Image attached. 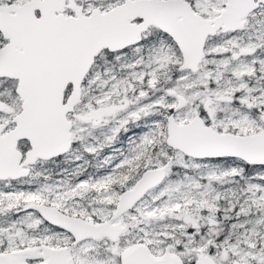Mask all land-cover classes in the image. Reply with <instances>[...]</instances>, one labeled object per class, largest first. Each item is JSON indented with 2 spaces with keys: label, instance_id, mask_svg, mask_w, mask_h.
Wrapping results in <instances>:
<instances>
[{
  "label": "rangeland",
  "instance_id": "rangeland-1",
  "mask_svg": "<svg viewBox=\"0 0 264 264\" xmlns=\"http://www.w3.org/2000/svg\"><path fill=\"white\" fill-rule=\"evenodd\" d=\"M22 1L0 0V4ZM122 1L67 0L81 6L84 13L94 7L105 11ZM188 1L195 11L209 17L219 13L225 3ZM65 12L73 13V9L66 8ZM249 15L244 30L208 38L211 42L205 43L206 56L197 71L177 70L182 58L176 44L153 27L144 32L145 43L142 40L98 55L85 77L84 102L69 112L79 150L70 149L65 166L54 170L50 180H35L29 190L46 193L54 206L66 213L98 222L111 215L120 192L132 186L137 177L124 183L114 173L123 164L140 166L141 160L130 157L152 142L154 151L145 153L140 163L149 168L170 161L166 176L115 219L125 226L116 241L102 236L72 244L69 232L54 227H44L37 235H49L53 244L70 245L74 264H116L122 250L137 241L145 243L154 255L175 254L185 264H190L196 251L210 253L219 264H264V165H248L238 158H194L177 149L170 151L157 129L161 117L167 115L165 108L176 105V100L146 88L152 90L157 69L169 65L162 71L166 87L187 101L172 114L178 122L203 111V119L221 131L264 129V4ZM3 41L0 38V43ZM214 50L219 52L216 58L208 56V51ZM234 53L239 56L233 57ZM15 86V79L0 78V99L8 103L0 111V121L9 124L20 110ZM232 187H236L235 198L219 206L222 193ZM19 191L22 189L0 187V202L4 201L0 209H8L7 198L14 200ZM27 220L33 225L39 221L32 215ZM12 227L0 222V242L4 234H12ZM12 240L7 241L8 246L14 245Z\"/></svg>",
  "mask_w": 264,
  "mask_h": 264
},
{
  "label": "water",
  "instance_id": "water-1",
  "mask_svg": "<svg viewBox=\"0 0 264 264\" xmlns=\"http://www.w3.org/2000/svg\"><path fill=\"white\" fill-rule=\"evenodd\" d=\"M261 3L264 0H225L223 9L210 17L195 11L188 0H123L105 11L94 7L89 13L67 0L1 3L0 34L5 42L0 45V78L16 80L15 92L21 106L13 118V128L3 132L4 124H0V178L20 174L21 152L16 148L19 138H27L31 145L24 163L48 159L69 148L72 121L67 113L81 101L82 81L101 50L116 51L134 45L143 32L154 26L176 44L182 58L178 70L197 71L205 56L207 38L218 31L243 28L247 16ZM65 8L73 9V13H65ZM69 85L71 89L65 94ZM176 96L179 107L185 98ZM4 107L5 102L0 100V110ZM164 141L168 147L194 158L236 157L247 164L264 165V129L251 133L220 131L198 114L185 122L169 114ZM169 163L146 168L132 186L120 192L111 216L103 221L92 222L44 203L28 207L69 232L72 244L88 237L116 240L125 227L113 220L164 180ZM36 255L31 248L3 252L0 264H29L25 259ZM42 255L44 261L35 264H74L69 245L44 244ZM121 264L181 263L175 254L154 255L145 243L135 242L122 252ZM194 264L219 263L197 251Z\"/></svg>",
  "mask_w": 264,
  "mask_h": 264
},
{
  "label": "flooded vegetation",
  "instance_id": "flooded-vegetation-1",
  "mask_svg": "<svg viewBox=\"0 0 264 264\" xmlns=\"http://www.w3.org/2000/svg\"><path fill=\"white\" fill-rule=\"evenodd\" d=\"M261 4H263V3H261ZM65 13H67V12H65ZM67 14H70V13H67ZM246 22H247V19H246ZM245 26H246V23H245L244 27L242 28V30L245 29ZM150 27H154V26H150ZM148 29L145 31V33H147ZM153 30H155L158 33H160V30L158 28H156V27H154ZM235 32H238V31H227V32L218 31L216 33V35H218V34L230 35V34L235 33ZM145 33H143L142 38L140 40V41L143 40V43H145ZM208 38L210 39L211 37H208ZM209 39L206 40V42L208 41V43H210L211 41L209 42ZM4 42H5V39H4L3 43ZM208 53H209L208 56H212V57L214 56V58H216L215 56L219 54V52L216 51V50L208 51ZM222 54H224V53H222ZM98 55L95 57L94 62L96 61ZM205 56H206V52H205ZM237 56H239V54H237V53L233 54V57L237 58ZM162 66H164V65H162ZM166 66H169V65H166ZM166 66H164L163 68H160V69L158 68L157 69V74L155 75V77L153 79V84H154L153 89L151 90L149 88V86H146V88L149 91H151V92H153L155 94H164V93H166L167 97L172 102H174L176 100V105L170 106L168 108H165V110L168 111L167 115H166V117H167L169 114H174V112L177 109L185 106L187 104V101H185V103L183 105L177 107V96L176 95L179 94V93L175 89H172L170 87H166V80L162 77V71L165 69ZM176 69L178 70V68H176ZM175 72H176V70L174 69L173 73H175ZM88 74H89V72L85 75V77ZM85 77H84V79L82 81V87H81V101L82 102H84L83 101V96H84V92H85L84 87L86 86V82H87V80H85ZM84 84H85V86H84ZM70 89H71V87L69 85L66 88L65 94H67L70 91ZM167 90H169V92ZM170 90H172L174 92H170ZM0 100H2V99H0ZM2 101L5 102V107H4V109H2L0 111H4L8 107V103L5 100H2ZM20 106H21V103H20ZM76 106H77V104L75 105V107ZM165 110H164V112H165ZM18 112H19V110L11 117L10 124L6 123V122H3V121H0V124H4V128L2 130L3 132L8 131V130H10L11 128L14 127L15 122L13 121V118L18 114ZM196 114H198L199 116L202 117L201 114H203V111H200V113L197 112ZM262 115L263 114H261V117H262ZM166 117H165V119L163 117H161L160 127L157 129V131L161 135H165L166 134ZM67 118L71 119V121H72V117H71L69 112L67 113ZM164 121H165V123H164ZM204 122L206 124L210 125V122H209L208 119H206V121L204 120ZM100 126H102V125H100ZM72 129H73V122H72V128H71V133H72L71 143H70L69 148L65 152H63L61 154H58L56 156H53L51 158H48V159L37 158L34 163H29V162L28 163H24V160H25V157H26V152L31 147V145L29 143V140L27 138H19L17 140L16 148L21 152V156H20V159H19V164L21 165L20 166V170L22 172H24V173L26 172V173L23 174L21 171H18L20 174H19V176L15 177V178H12V177L0 178V187L1 188L11 189L12 187H17L19 189H22V191H19V192L16 193L14 200H12L10 197L7 198L8 201H9L8 209H3V208L0 209V222H2V225L9 224V225L13 226L12 229L10 230V232L12 234L7 233V234H4L2 236L3 240L0 242V253H3V252L7 253V252H11L13 250L31 248V250L34 253H36L37 255L34 256V257H28V258L25 259V261L27 263H29V264H35V263H39V262L44 261V258H43V255H42V245L46 244V245H49V246H59V245H64L65 244L64 242H61V243H58V244H53L52 237L49 238L48 237L49 235L47 237H43V238L40 237L39 235H37V233L39 231H42L44 227H49V229H51L52 227L58 229V227L52 225L47 220H45L43 218V216L38 212L37 209L28 207L31 203H44V204H47V205H54L53 202L50 200V197L47 196L46 193H44V192L38 193L36 191H31V190H29V187H33L35 185V180H37V179L39 181H45V180H47L49 178L52 179L51 176H53V173H54L53 164H59V163L65 164V159L64 158L68 155L69 150L72 149V148L75 149V150H79V147L76 146V139H75L74 133L72 132ZM215 129L221 131V129L219 127L215 128ZM259 129H261V128H259ZM226 131L234 132L231 129L226 130ZM234 133H237V132H234ZM249 133H251V132H249ZM121 136H123V135H121ZM10 157H12L10 159H13L12 155H10ZM224 158H228V157H224ZM242 163L247 164L243 160H242ZM142 166L143 165H141V166H138V165L137 166H134V165H128L127 166L126 165L127 169L124 170L122 165H121L122 168H120L118 171H116L114 173V177L116 179L120 180L121 182L126 183V182H129V180H131L134 177V173H135L137 175V177H136V179H137L141 175V173L146 169V168L145 169H141ZM55 171H57V170H55ZM123 171H125L126 173H124ZM108 177L109 176H107V178ZM114 177H109L108 179L109 180H115ZM112 185L117 186L116 184H112ZM3 203H4V201L0 202V205H2ZM115 206H114V209H115ZM30 215H32L33 217H36L37 219H39V221L37 222L36 225L27 224V222L29 221L27 219L29 218ZM115 219L113 221L117 222V221H115ZM118 221H120V220H118ZM23 236L26 237L24 241L21 240L23 238ZM12 237H13L12 243L14 245L13 246H8L7 241L10 238H12ZM32 237H33V239H31ZM104 237H107V236H104ZM71 238H72V241H73V237H71ZM107 238L110 239L109 237H107ZM116 240H111V241H116ZM124 250H122V252ZM122 252L119 254V256H117V263L116 264H121V254H122ZM208 254H210V253H208ZM194 259L190 260L189 263L190 264H194ZM181 264H185V262L181 261Z\"/></svg>",
  "mask_w": 264,
  "mask_h": 264
},
{
  "label": "trees",
  "instance_id": "trees-1",
  "mask_svg": "<svg viewBox=\"0 0 264 264\" xmlns=\"http://www.w3.org/2000/svg\"><path fill=\"white\" fill-rule=\"evenodd\" d=\"M154 28V27H153ZM159 31V30H158ZM1 35V34H0ZM1 38V40H3L2 39V37H0ZM3 43V42H2ZM2 43H0V45L2 44ZM107 51V50H106ZM162 138H163V141H164V138H165V135L163 136L162 135ZM153 140V139H152ZM151 140V141H152ZM170 151H172V149L171 148H168ZM153 152L154 151V143L152 142V143H150L149 144V146H147V147H144L143 148V150H142V152L141 153H137L135 156H132V157H130L131 159H133L134 157H136L137 158V160H141V161H139V164H140V166L141 165H143V163H140V162H142V160H144V154L145 153H147V152ZM151 152V153H152ZM222 158H224V157H222ZM134 160V159H133ZM125 164H123V169L124 170H126L127 168L124 166ZM61 167H64V164L63 163H59V164H54V167H53V169L54 170H57L58 168H61ZM121 167V168H122ZM141 169H145V167H143L142 166V168ZM124 173H126L125 171H123ZM136 176V174L134 173V177ZM237 194V192H236V187H232V190H229V191H226L225 193H222V195L220 196V199H219V201H217V203L219 204V206H221V207H224L226 204H228L229 203V201L230 200H233L234 198H235V195Z\"/></svg>",
  "mask_w": 264,
  "mask_h": 264
}]
</instances>
